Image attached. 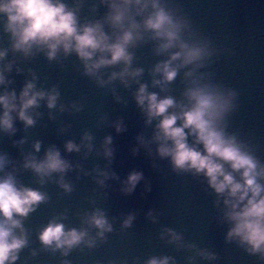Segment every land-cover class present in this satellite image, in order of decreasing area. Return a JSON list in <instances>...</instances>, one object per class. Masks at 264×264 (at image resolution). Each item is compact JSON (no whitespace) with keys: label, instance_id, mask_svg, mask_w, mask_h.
I'll return each instance as SVG.
<instances>
[{"label":"water","instance_id":"1","mask_svg":"<svg viewBox=\"0 0 264 264\" xmlns=\"http://www.w3.org/2000/svg\"><path fill=\"white\" fill-rule=\"evenodd\" d=\"M60 2L75 13L79 27L99 22L110 42L120 34L107 21L112 0ZM157 2L181 23L182 40L204 49L200 61L183 67H178L181 61L173 62L177 75L171 82H165L155 68L179 49L158 52L161 41L144 30L143 19L154 11L151 0L140 15H136L139 6L130 9L141 24L142 39L128 47L132 55L128 70L141 72L123 81L119 75L109 79L124 70L123 62L89 75L77 53L66 54L62 47L51 60L47 48L34 46L29 55L13 50L11 34L4 31L6 17L0 14V51L5 52L0 58L5 81L0 84V95L15 92L17 96L12 130L0 127V158L5 161L0 179L11 175L18 188L28 187L46 196L27 217H14L22 225L14 233L23 234L27 243L12 264H148L152 258H167V264H264V253L250 252L238 237L227 238L233 227L225 215L227 194H217L203 173L174 169L170 156L159 155L161 141L155 135L161 117L149 122L147 103L140 106L136 100L140 86L146 85V92L156 93L158 99L172 97L176 106L168 112L180 114L182 107H191L185 93L207 86L228 101L219 129L257 161L258 172H264V0ZM98 58L99 53L93 60ZM27 83L36 92L55 89L58 93L53 108L45 96L28 110L34 121L30 126L18 117L19 96ZM3 111L0 106V116ZM181 123L177 121L178 126ZM68 142L76 149L68 151ZM187 142L203 152L194 135L189 134ZM49 149L58 151L68 164L64 172L41 175L25 167L33 160L43 161ZM225 169L243 183L240 172L227 164ZM134 172L141 179L132 188L128 178ZM257 183L264 187V174L257 177ZM97 211L111 225V231L102 236L88 222ZM129 216L132 220L126 227ZM49 222L86 235L65 255L66 248H57L55 243L45 246L39 238Z\"/></svg>","mask_w":264,"mask_h":264},{"label":"clouds","instance_id":"2","mask_svg":"<svg viewBox=\"0 0 264 264\" xmlns=\"http://www.w3.org/2000/svg\"><path fill=\"white\" fill-rule=\"evenodd\" d=\"M136 8V15H140L147 7V0H112L111 9L107 21L114 29H119L120 34L114 42L103 31L102 25L97 22L83 27L78 26L75 13L69 10L60 0H0V14L6 17L4 31L11 34L12 48L29 55L34 46L38 49L47 48L49 60L55 58L57 51L62 47L67 54L71 51L77 53L85 63L86 74L94 75L98 69L116 65L123 62L125 68L120 73H112L109 78L115 79L117 75L123 81L125 76H137L141 70L129 72L132 55L128 52L129 45L142 39L138 24L131 15L130 9ZM154 11L142 21L145 31L154 33L153 38L159 39L158 52H166L172 48L179 50L172 53L170 59L162 64H157L155 71L162 73L165 82H171L177 75V67L172 64L181 61L178 67L200 61L204 55V49L185 43L181 38V23L174 20L172 15L159 5L157 0H151ZM128 27H125V22ZM99 53V58L93 57ZM110 54V58H106ZM5 56L0 51V58ZM191 75V73H188ZM3 75H0V84L4 83ZM100 83H104L100 81ZM126 83V82H125ZM159 84L160 81H154ZM195 83V81L193 82ZM34 85L27 83L19 96L18 117L26 125H33V119L27 114L28 110L38 105V100L47 96V105L53 108L58 93L53 89L52 93L33 91ZM185 95L191 102V107L182 110L180 114L169 113L168 110L176 106L172 97L158 99L156 93H147L146 85H141L136 95L138 105L147 103L146 113L149 122L156 117H161L157 124L155 139L161 141L158 152L161 157H171L174 169L195 170L203 173L210 187L217 194H227L224 203L229 211L226 218L232 222L233 227L228 232V239L238 237L242 244L249 246L252 253H264V187L257 183V177L264 172L257 171V161L246 152H243L232 138H225L224 133L218 127V122L228 109V101L222 96L210 90L207 86L190 88ZM17 96L15 92H5L0 95V106L3 107V115L0 116V127L6 131L12 130L13 118L11 113L17 111ZM182 123L178 126L177 121ZM185 129L189 132L186 133ZM119 131V127L117 128ZM191 134L196 138V143L203 145V152L190 146L187 136ZM89 138V137H86ZM111 139L108 138L107 143ZM169 142L171 144L169 145ZM40 144H35L39 151ZM68 151L76 149V146L68 142ZM111 156V151L106 150ZM4 159L0 158V169L4 167ZM229 165L232 171L240 172L243 183L236 180L232 172L225 169ZM36 173L48 175L52 172H64L68 164L60 158V153L49 149L46 158L37 163L34 160L25 164ZM141 179L140 173H132L128 183L135 187ZM66 191H70L68 185H62ZM132 188L127 191L131 192ZM45 194L28 187L16 186V181L11 175L0 179V264H12L16 261L17 253L26 245L27 240L23 234L17 236L14 229L21 228V221L15 216L27 217L30 212L45 201ZM132 217L129 216L124 225L130 226ZM97 229L99 235L104 231H111L104 214L95 212L88 221ZM85 231L71 229L65 231L62 223L49 222L40 233V240L45 246L55 243L57 248L67 250L78 245L85 237ZM90 246H91V242ZM148 264H167V258L157 260L152 258Z\"/></svg>","mask_w":264,"mask_h":264}]
</instances>
